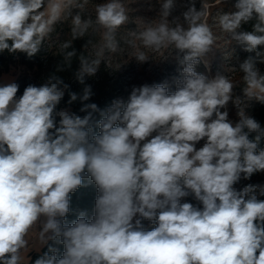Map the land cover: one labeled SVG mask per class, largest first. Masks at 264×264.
I'll return each mask as SVG.
<instances>
[{
    "label": "clouds",
    "instance_id": "clouds-1",
    "mask_svg": "<svg viewBox=\"0 0 264 264\" xmlns=\"http://www.w3.org/2000/svg\"><path fill=\"white\" fill-rule=\"evenodd\" d=\"M86 3L0 0V52L35 55L62 16L72 19L73 36H82L92 21L73 9ZM173 7L174 0H164L159 23L133 35L145 48L174 46L185 53L174 92L165 84L134 86L127 101L115 99L101 110L85 103L93 95L85 80L95 76L99 62L82 56L76 79L84 87L70 92L68 103L79 99L83 116L56 111L68 88L57 75L27 86L19 99L16 83L0 86V264H24L26 237L41 217V244L59 240L64 252L57 258L50 248L35 264H264V200L258 199L264 185L234 188L242 176L264 172V149L257 153L264 128L243 108L235 125L221 111L233 83L195 69L214 47L205 12L190 7L183 23L169 22ZM235 8L219 17V26L245 51L256 52L239 69L245 97L264 102V74L257 68L264 0H237ZM95 13L106 46L115 51L114 32L129 19L124 3L105 0ZM250 21L252 30L241 31ZM134 57L149 59L143 51ZM250 132L258 133L255 141ZM86 177L97 187L93 215L67 223L70 193ZM189 195L202 208L181 203ZM143 219L155 228L146 230Z\"/></svg>",
    "mask_w": 264,
    "mask_h": 264
},
{
    "label": "rangeland",
    "instance_id": "rangeland-1",
    "mask_svg": "<svg viewBox=\"0 0 264 264\" xmlns=\"http://www.w3.org/2000/svg\"><path fill=\"white\" fill-rule=\"evenodd\" d=\"M104 2L105 0H87L83 8L73 9V15L80 12L82 19L92 21V26L88 31L79 36L88 49L90 62H99L97 73H100L102 69L108 71L110 76L118 79L123 85L118 99L125 101H127L134 86L139 87L144 84H165L170 93L174 92L176 90L175 80L182 78L183 66L179 63L178 58L182 59L185 53L174 49V46L161 48L158 51L145 48L141 41L133 35V32L143 31L151 22H153V26L159 23L164 0H122L129 19L128 22L121 25L114 32L113 42L117 45L115 51L106 46L105 29L95 23V8L98 4ZM236 3L237 0H174V7L168 16L169 22L178 18L183 23V13L190 7H195L197 11L202 9L205 12L202 19L213 32L214 47L200 59V63L195 66V69L198 73L204 74L210 79L217 74L225 75L233 83L232 99L229 100L225 108L221 109L222 112H228V119L233 125L239 122L238 111L240 108H243L246 114L250 116L252 109L264 103L254 98L248 99L245 97L243 89L246 85L243 84V74H240L239 63L243 61L247 51L244 50V46L231 40L230 35L223 32L219 26V17L222 14L237 11L235 8ZM40 10L43 11V7ZM72 27V19L62 16L54 25L51 33L44 38L42 44L47 47L57 45L59 48H63L64 38L72 34ZM141 51L149 58L148 60L140 62L134 57ZM25 71H27L26 66L20 62L19 58L16 59L10 70L1 75L0 86L15 83L16 79ZM28 72L32 80L34 78L32 71ZM59 110L72 111L70 107L66 106H61L57 111ZM203 144L204 141H200L195 146L199 149ZM249 184L264 185V172L254 173L249 179H244L242 176L240 181L234 185V188L240 190ZM258 199L264 200V196H260ZM185 202L193 204L194 207L202 208V204L195 199L194 195L181 199V203ZM93 210L94 208L84 215L91 218ZM142 224L146 230H153L156 226L155 223L146 219L142 220Z\"/></svg>",
    "mask_w": 264,
    "mask_h": 264
},
{
    "label": "trees",
    "instance_id": "trees-1",
    "mask_svg": "<svg viewBox=\"0 0 264 264\" xmlns=\"http://www.w3.org/2000/svg\"><path fill=\"white\" fill-rule=\"evenodd\" d=\"M254 21H250L247 24L241 26V31H251L252 24ZM11 43V42H9ZM65 44L69 47L65 48ZM63 48H59L57 45H52L47 47L41 43L40 50L33 56H28L23 52L10 53L7 50L0 52V77L3 73L8 72L15 62L16 59H20V62L24 64L27 68V71L22 73L15 81L18 85V91L15 98H20L23 95L25 88L29 85L40 86L51 75H57L63 79L64 84L68 85V88L65 90V94L57 105L56 111L61 106H66L71 108L72 113L83 116L86 113L80 112L82 103L78 99L77 101L69 104L70 92L80 94L84 85H82L76 79V73L80 68V57L86 58L90 61V56L88 54V49L85 47L82 38L77 35L73 36V33L67 35L63 41ZM75 50L76 55L68 58L67 53ZM257 51L260 52V57L258 58L257 68L260 70L261 74H264V45L257 47ZM249 56L255 57L256 52H246L243 60L247 59ZM32 71L34 78L30 79V73ZM240 74L244 73L239 69ZM87 85L91 86L93 95L89 101L85 103H95L99 109L103 110L106 107L110 106L111 102L115 99H118L119 92L122 90L123 85L118 79H115L113 76L109 75L108 71L100 70V73L95 74L93 77H88L85 80ZM243 84L246 85L244 79ZM96 119L99 120V114H95ZM251 117L259 122L262 128H264V103L255 109L251 110ZM57 123L59 117L56 118ZM247 131V129H245ZM93 132L98 134L99 128L94 125ZM258 133L250 132L248 138L251 141H255ZM264 149V136H261L257 151ZM257 152V153H258ZM97 196V187L90 178H85L82 180V186L79 187L75 192L70 193V211L67 214L66 222L71 223L75 221L80 214H85L94 208L95 199ZM56 249L57 258L63 255L64 245L57 241H48L39 252H33L31 255V264H35L36 259L40 258L44 253H49V249Z\"/></svg>",
    "mask_w": 264,
    "mask_h": 264
},
{
    "label": "crops",
    "instance_id": "crops-1",
    "mask_svg": "<svg viewBox=\"0 0 264 264\" xmlns=\"http://www.w3.org/2000/svg\"><path fill=\"white\" fill-rule=\"evenodd\" d=\"M43 222H44V218L41 217L40 220L37 222V225L33 229H30L26 237L28 241V245L25 252L24 264H31L30 261L33 251H39L45 245V244H41L38 238V232L40 231Z\"/></svg>",
    "mask_w": 264,
    "mask_h": 264
},
{
    "label": "bare ground",
    "instance_id": "bare-ground-1",
    "mask_svg": "<svg viewBox=\"0 0 264 264\" xmlns=\"http://www.w3.org/2000/svg\"><path fill=\"white\" fill-rule=\"evenodd\" d=\"M15 99H19V98H15Z\"/></svg>",
    "mask_w": 264,
    "mask_h": 264
}]
</instances>
